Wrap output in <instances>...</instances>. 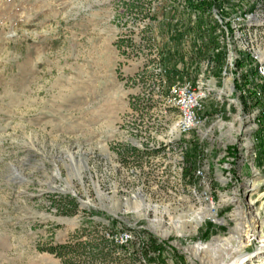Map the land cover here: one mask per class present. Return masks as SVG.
I'll list each match as a JSON object with an SVG mask.
<instances>
[{
  "label": "rangeland",
  "instance_id": "1",
  "mask_svg": "<svg viewBox=\"0 0 264 264\" xmlns=\"http://www.w3.org/2000/svg\"><path fill=\"white\" fill-rule=\"evenodd\" d=\"M182 2L0 0V264H139L137 257L101 243L104 232L111 229L105 214L92 213L98 217L89 218V208L82 204L87 197L107 208L104 196L87 176L86 166L92 159L96 162L92 182L113 198V205L119 197L131 199L117 206L130 211L118 214L121 224L152 230L170 241H177V233L189 228L182 226L181 214L202 203L205 195L212 197L217 215L192 212L194 226L208 214L223 218L220 223L203 221L196 230L198 238L209 232L221 237L193 248L199 264H227L252 250L254 240L264 243V205L259 196L264 173L253 158L252 143L241 148L233 166L226 169L223 166L229 160L219 154L234 149L219 136L213 138V147L201 157L198 168L195 160H186L181 171L171 163L162 165L154 154L138 152L124 159L118 151L120 136L114 128L118 116L129 105H162L152 97L157 94L152 93L156 49L179 51L177 60L184 64V52L191 44L176 43L174 34L170 45L158 28V41L154 34L156 42L151 41V26L143 25L145 12L155 11L154 26L161 24L159 29L169 23L179 28L178 35L186 34L192 16ZM220 2L230 32L237 27L229 33L232 50L246 43L258 48L259 41L264 49V0ZM253 4L258 15L250 25L244 14ZM220 15L217 6L215 16ZM215 16L202 12L194 20L202 31L208 32L210 25L214 50L220 45L221 31ZM236 16L243 19L237 21ZM208 34V41L197 43L199 58L205 59L210 51ZM221 48L223 56L220 52L211 56L218 60L217 66L219 60L223 65L227 59ZM222 65L215 69V77ZM228 74L233 78L232 71ZM214 105H230L235 126L236 117L251 118L235 92L222 95L221 101H206L210 113L216 112ZM258 140L264 143V136ZM253 165L259 173H254ZM248 198L252 199L249 205L244 203ZM152 218L161 221H149ZM246 231L252 234L250 241L254 239L250 244L244 241ZM259 236L263 238L258 240ZM82 243H92L94 251L104 255L91 260V247ZM58 246L67 250L58 248L62 255L49 250ZM256 258L246 264H264V254Z\"/></svg>",
  "mask_w": 264,
  "mask_h": 264
},
{
  "label": "built area",
  "instance_id": "2",
  "mask_svg": "<svg viewBox=\"0 0 264 264\" xmlns=\"http://www.w3.org/2000/svg\"><path fill=\"white\" fill-rule=\"evenodd\" d=\"M183 4L185 5V2ZM255 8L256 5L248 11L247 15L244 14L250 20V25L258 15ZM185 9L192 16L189 23L191 30L181 35L176 33L179 28L169 27V23L163 24L161 29L158 27L161 24L154 26L155 11L149 10L145 12L146 18H144L143 25L151 26V41L155 43V37L158 41L159 36L155 33L158 28L161 36L166 41L170 42L169 37L175 34L178 36L177 40H175L176 43L182 41L181 43L191 44H188L187 50L184 52V64L179 63L177 66L180 69L179 74L175 75L171 81H168L165 75L167 67L163 60L166 53L162 50V47L156 49L158 64L154 71L155 77L152 85L155 86L152 88V93L157 94L152 95V97L158 99L162 105H129V108L118 116L114 127L115 132L120 136L118 141L120 148H118V151H120V155L124 159H129L134 153L138 152L154 154L156 159H161L160 163L162 165L166 166L171 163L172 168L174 167L176 170L181 171L186 160L189 162L192 159L195 160L194 166L198 168L201 157H206L209 150L213 147L211 145L213 138L215 139L219 136V138L228 141L234 149L231 153L223 151V153L219 154L221 155L220 157H225L229 160L225 162L224 169L233 166L234 160L241 154V148L243 149L248 143H252L253 158H255L260 171L264 173V157H262L264 144L260 145L258 140L262 135L264 136V49L261 50V42H258V48L246 43L242 48L234 47V50H232L230 45L232 40L229 37V33H231L230 35L233 32L235 33L237 27H233L232 32H230L231 28L226 24L228 18L222 14V11L226 10L224 7L219 6L220 18L215 16L217 6H212L206 11H200L197 8H190L185 5ZM202 12L213 13L219 22L221 30L217 37L220 45L214 50V44L211 43L212 33L209 30L210 25H207V30L210 33L209 45L211 46H209L210 51H208L205 59L199 58L201 55L197 51L199 48L197 43L202 40L204 42L208 41L209 34L205 30L202 31L197 26V22L195 23L194 21L196 15ZM238 13L240 12L238 11ZM231 16L229 18L232 23L233 17L231 18ZM236 19L239 21L243 17L236 16ZM173 22L174 20H172ZM143 25H140V27L142 28ZM153 34L155 37H153ZM199 34H201L202 39H198L200 38ZM170 45H173L172 40ZM221 47L225 49L224 53L227 54V59L223 65L222 59L219 60L220 65L217 66L215 58L212 59L211 56L215 52H220ZM222 48L221 50H223ZM171 49L173 50V48ZM219 54L223 56V53L220 52ZM196 58L199 61L198 66L194 68L193 61H197ZM221 65L220 74L215 77L214 71ZM228 71L233 72V78H230ZM234 92L240 104L243 105L244 111L248 112V114L250 113L251 117L245 120H242V116L236 117L237 126L233 123L230 105H223V108L221 105L217 108V105H214V108L217 109L214 113H210L206 106V101H221L222 95L227 96ZM145 96H149V91L145 92ZM140 98L142 99V97ZM103 144L106 148L109 147L107 141H104ZM170 156H172V160H168ZM92 160L94 163L92 162L86 166L87 176L93 188L97 185L100 194L104 196L107 201V208L97 206L92 199L87 197L82 201V204L89 208L91 213L89 218L98 217L92 213L102 212L103 215L105 214L103 218L111 228L104 232L105 245L114 246L122 249V252H126L132 257H137L139 264H199L193 248L208 241L198 238L196 230L199 226H202L201 223L203 221L211 220L214 223H220L223 218L220 219L216 216L209 218L208 214L194 226L195 219H193L194 214L192 212L202 210L203 212H211L212 215H217L215 202L212 197L205 195L202 203L198 202L193 210L181 214L179 219L184 222L182 226L189 228L181 229L182 232L177 233L179 236L177 241H170L168 236L158 237L152 230L149 231L141 227H138L140 228L138 229L129 223L127 225L121 224L124 221L122 222L118 214H127L129 212H124L121 210L123 208L118 209L120 207L117 208V206L124 204L122 200L131 201V199H129L130 197H119L118 204L116 203V206L113 205V198L107 196V193L101 190L97 182H92L91 172L95 171L94 164L96 163L94 159ZM202 161L204 162L205 160L202 159ZM255 167L256 165L252 166L254 173L257 174L259 171ZM194 169L195 167L193 171ZM196 172L200 173L199 169ZM260 185L263 187V192L259 196H262V204L264 205V177ZM245 200L244 203L249 205L251 198ZM110 203L112 204L110 205ZM148 210L150 211L152 208L145 209L144 213L146 214ZM140 211H143V209H140ZM257 219H259V215ZM149 221L158 222V219L152 218ZM166 224L170 223L167 221ZM193 233L195 234L193 235ZM254 241L258 245L257 240ZM174 254L176 262L173 261Z\"/></svg>",
  "mask_w": 264,
  "mask_h": 264
},
{
  "label": "trees",
  "instance_id": "3",
  "mask_svg": "<svg viewBox=\"0 0 264 264\" xmlns=\"http://www.w3.org/2000/svg\"><path fill=\"white\" fill-rule=\"evenodd\" d=\"M220 4H221L220 0H185L186 6H188L190 8H197L200 11H206L207 9L211 8L212 6H220ZM162 50L166 53L164 55V60H163V63L167 67L165 75H166L168 81H171V80H173V77L175 75L179 74L180 69H178V67H177L178 66L177 64H179L177 58H178V56H180V53H179V51L178 52L173 51L172 53H170V52H167V49L166 50L162 49ZM173 53H175V54H173ZM169 54H171L174 57L173 58L168 57ZM170 60H173V61H170ZM216 62H218V60H216ZM263 144L264 143H262V142L260 143V145H263ZM262 157H264V149H262ZM72 202H73V200H72ZM101 243L104 244V241H101ZM83 246L91 247L89 249V253H88L89 254L88 256L91 260H94L95 258H97V256L100 257L101 255H104V254H101L99 252H95L93 249L94 245L92 243H87V244L82 243V247ZM58 248H60L61 250H64V249L67 250L66 246L50 247L49 250H52L56 254L62 255L63 252H61Z\"/></svg>",
  "mask_w": 264,
  "mask_h": 264
},
{
  "label": "water",
  "instance_id": "4",
  "mask_svg": "<svg viewBox=\"0 0 264 264\" xmlns=\"http://www.w3.org/2000/svg\"><path fill=\"white\" fill-rule=\"evenodd\" d=\"M262 254H264V244L255 246L252 250L248 251L244 256L240 257L236 262V264H244L248 260L253 261L257 256ZM253 264H258V263H253Z\"/></svg>",
  "mask_w": 264,
  "mask_h": 264
},
{
  "label": "bare ground",
  "instance_id": "5",
  "mask_svg": "<svg viewBox=\"0 0 264 264\" xmlns=\"http://www.w3.org/2000/svg\"><path fill=\"white\" fill-rule=\"evenodd\" d=\"M252 200V199H251ZM249 202H250V200H249ZM253 203H254V201H253ZM251 205H253V204H251ZM255 209V208H254ZM124 211H129V210H124ZM130 212V211H129ZM166 212V211H165ZM157 219V218H156ZM159 219V218H158ZM161 219V218H160ZM176 219V218H175ZM252 238V234L251 233H248L247 231L245 232V239H244V241H245V243H248L249 241H250V239ZM263 237L262 236H259L257 239L258 240H261ZM241 242V241H240ZM262 244H264V243H262ZM259 245H261V244H259ZM256 246H258V245H256ZM242 256H244V255H239V256H234V258H231V260L227 263V264H236V262L238 261V259L240 258V257H242ZM260 256V255H259ZM259 256H257V257H259ZM248 261H250V260H248ZM248 261H246V262H248ZM246 262L244 263V264H246Z\"/></svg>",
  "mask_w": 264,
  "mask_h": 264
},
{
  "label": "crops",
  "instance_id": "6",
  "mask_svg": "<svg viewBox=\"0 0 264 264\" xmlns=\"http://www.w3.org/2000/svg\"><path fill=\"white\" fill-rule=\"evenodd\" d=\"M203 229V228H202ZM204 230V229H203ZM201 235V238L202 239H204V240H206V241H208V242H210V241H212L213 239H218V238H221L220 237V235H219V233H215V234H212V232H209L207 235H205L204 237H202L203 235L202 234H200Z\"/></svg>",
  "mask_w": 264,
  "mask_h": 264
}]
</instances>
